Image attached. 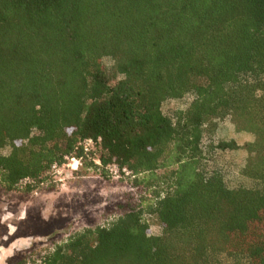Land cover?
Segmentation results:
<instances>
[{
    "label": "trees",
    "instance_id": "1",
    "mask_svg": "<svg viewBox=\"0 0 264 264\" xmlns=\"http://www.w3.org/2000/svg\"><path fill=\"white\" fill-rule=\"evenodd\" d=\"M225 119L253 140L214 142ZM84 139L149 199L36 264H264V0H0V185L32 191ZM239 148L249 187L207 167Z\"/></svg>",
    "mask_w": 264,
    "mask_h": 264
},
{
    "label": "rangeland",
    "instance_id": "2",
    "mask_svg": "<svg viewBox=\"0 0 264 264\" xmlns=\"http://www.w3.org/2000/svg\"><path fill=\"white\" fill-rule=\"evenodd\" d=\"M104 63L110 62L105 58ZM185 101L189 100H169L162 105V110L172 113ZM212 140H234L241 146L252 141L253 136L236 132L225 119L218 123ZM207 142L205 138L203 144ZM246 158L247 152L241 148L214 151L207 167L220 168L230 187H249L252 182L239 175ZM88 161L91 160L84 158L77 170L64 168L59 176L48 174L30 192L23 190L27 181H22L14 190L0 185V264H36L74 232L86 227L107 226L149 199L146 188L134 186L126 177L115 176L111 164L102 167L92 160L94 167ZM148 221L150 231L156 234L159 228L155 221L149 217ZM217 264L249 263L245 259L232 261L221 256Z\"/></svg>",
    "mask_w": 264,
    "mask_h": 264
},
{
    "label": "built area",
    "instance_id": "3",
    "mask_svg": "<svg viewBox=\"0 0 264 264\" xmlns=\"http://www.w3.org/2000/svg\"><path fill=\"white\" fill-rule=\"evenodd\" d=\"M93 141L91 139H84L79 144L80 155L74 156H64L63 162L61 164H52L48 172L49 175L59 176L63 172L64 168H71L72 170H77L78 167L82 165L84 158L90 159V153L92 151ZM93 160V159H92ZM96 164H99L97 161L93 160ZM110 169L112 170L115 176L129 177L130 173L126 168H118L116 165L111 164Z\"/></svg>",
    "mask_w": 264,
    "mask_h": 264
}]
</instances>
